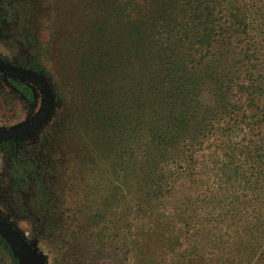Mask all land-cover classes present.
<instances>
[{"label": "trees", "instance_id": "16d2710c", "mask_svg": "<svg viewBox=\"0 0 264 264\" xmlns=\"http://www.w3.org/2000/svg\"><path fill=\"white\" fill-rule=\"evenodd\" d=\"M70 3L78 115L66 137L45 134L59 160L32 162L40 190L58 176L79 198L47 231L61 260L71 236L90 262L120 240L149 264L264 256V0L53 2Z\"/></svg>", "mask_w": 264, "mask_h": 264}, {"label": "rangeland", "instance_id": "374dc122", "mask_svg": "<svg viewBox=\"0 0 264 264\" xmlns=\"http://www.w3.org/2000/svg\"><path fill=\"white\" fill-rule=\"evenodd\" d=\"M53 2L55 0H0V60L39 72L50 82L54 92V109L42 128L16 140L0 141V214L39 251L46 264H149L150 259L143 258L147 249L142 246L130 249L124 240L111 242L108 257L90 262V249L86 247L87 243L80 241L83 236L65 239L68 243L64 251L70 255L61 260L55 240L47 234L50 229L58 228V219L79 199L69 193L68 181L63 182L58 176L55 180L60 189L47 186L40 190L41 184L34 181L32 162L35 159L52 161V156L54 162L59 160L58 138L66 137L62 132L68 128L69 122L76 120L73 115L78 113L73 114V110L79 109L71 104V91L76 86L78 70L71 49L75 53L81 34L79 16L73 13L71 3L70 8L67 4L57 8ZM120 37L124 38L117 33L116 41ZM109 47L114 50V45L109 44ZM60 70L62 75L63 70L69 72L71 81L67 77L59 80ZM44 101V91L37 82L0 69V130L32 122L41 113ZM50 127L58 138L47 142L45 134ZM160 250L159 245H155L149 252L160 257L164 252ZM255 251L254 259L247 264H264L260 250L254 248ZM164 254L168 259L162 264H169L178 260L180 250ZM159 259L154 260L155 264ZM16 260L5 251L0 241V264H16Z\"/></svg>", "mask_w": 264, "mask_h": 264}, {"label": "water", "instance_id": "95a60500", "mask_svg": "<svg viewBox=\"0 0 264 264\" xmlns=\"http://www.w3.org/2000/svg\"><path fill=\"white\" fill-rule=\"evenodd\" d=\"M0 69L37 82L45 95L44 107L36 119L19 127L0 130V141L7 142L31 135L47 123L54 109V92L50 82L35 70L14 66L2 60H0ZM0 235L10 247L19 264H46L39 251L1 214Z\"/></svg>", "mask_w": 264, "mask_h": 264}]
</instances>
